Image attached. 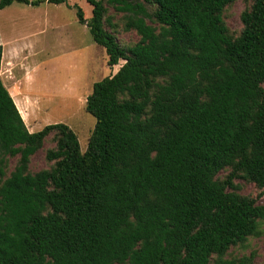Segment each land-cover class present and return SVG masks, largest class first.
<instances>
[{"label": "trees", "instance_id": "1", "mask_svg": "<svg viewBox=\"0 0 264 264\" xmlns=\"http://www.w3.org/2000/svg\"><path fill=\"white\" fill-rule=\"evenodd\" d=\"M234 1L86 0L85 19L67 0H0L76 8L107 65L123 61L86 97L84 152L65 124L29 132L0 81V264H251L224 257L264 221L234 184L264 192V0H243L236 36ZM109 7L135 44L117 43ZM51 134V165L30 173Z\"/></svg>", "mask_w": 264, "mask_h": 264}, {"label": "rangeland", "instance_id": "2", "mask_svg": "<svg viewBox=\"0 0 264 264\" xmlns=\"http://www.w3.org/2000/svg\"><path fill=\"white\" fill-rule=\"evenodd\" d=\"M67 3L80 9L85 19L90 18L91 7L86 0H67ZM246 7L247 3L243 0H235L224 9L223 21L233 36L238 35L242 28L240 14ZM75 11L76 8L69 9L64 4L45 3L36 10L17 3L12 4L0 16V20L13 21L11 33L14 37L28 33L30 27L34 26V22L38 23L43 14L47 18L50 25L48 38L50 69L37 70V74L32 73L30 76L31 89L34 88L35 92L42 96L39 109L44 112L39 115L36 124H32V128L27 130L37 132L49 124H65L76 134L80 150L84 152L95 125L94 117L84 109L86 97L90 94L93 83L116 73L123 61L114 67L107 65L104 49L92 41L87 27L78 22ZM108 14L112 16V22L118 24L114 34L117 43L122 47L135 44L139 37L134 31H123L122 15L116 14L110 7ZM12 74L16 76V70H12ZM53 137L54 134L49 135L42 149L31 157L30 173L34 174L51 165L45 160L44 155L48 149L54 147ZM16 161L17 157L8 159L4 169L5 176L13 170ZM226 172L227 170L221 171L217 177L223 178ZM234 184L238 194L257 198L258 203L264 202V192L260 195V189L254 184L242 179H236ZM260 228V236L251 237L243 245L230 248L224 258L252 256L251 264H264V221Z\"/></svg>", "mask_w": 264, "mask_h": 264}, {"label": "crops", "instance_id": "3", "mask_svg": "<svg viewBox=\"0 0 264 264\" xmlns=\"http://www.w3.org/2000/svg\"><path fill=\"white\" fill-rule=\"evenodd\" d=\"M45 3L49 4L43 2L38 6H27L39 10ZM10 6L12 4L0 10V16ZM46 19L43 14L41 20L38 23L34 22V26L30 27L28 33H21L14 37L11 33L13 21L0 20V81L11 96L21 119L29 130L32 124H36L39 115L44 112L39 109L42 96L37 94L34 88L31 89L30 76L37 70L50 69L48 53L50 25ZM12 70H16V76L12 74Z\"/></svg>", "mask_w": 264, "mask_h": 264}]
</instances>
